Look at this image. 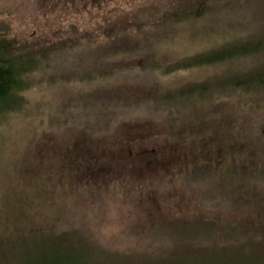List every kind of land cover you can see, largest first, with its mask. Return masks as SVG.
<instances>
[{
    "label": "trees",
    "instance_id": "trees-1",
    "mask_svg": "<svg viewBox=\"0 0 264 264\" xmlns=\"http://www.w3.org/2000/svg\"><path fill=\"white\" fill-rule=\"evenodd\" d=\"M12 2L11 8L0 10V144L6 140L4 132L13 128L11 122L28 108L36 110L31 121L38 126L46 122L68 127L73 139L62 142L58 156L70 162L88 147H102L103 139L130 124L147 130L152 142L163 130L168 133L165 144L177 148L204 134V121L214 118L220 100L231 95L252 97L244 104L264 109V23H254L264 17L253 19L264 0H39L43 25L31 24L27 35L17 30L22 21L14 15L26 4ZM141 7L152 9L149 22L129 21L131 9ZM180 26L193 27V33L222 34L202 51L163 63L158 56L161 36L168 31L170 37ZM71 53L89 54L86 68L53 70ZM119 53L120 60L115 58ZM202 70L210 74L152 88V80L159 77ZM121 81L138 83L137 91L126 95L114 85ZM40 88L59 95L48 100L46 120L36 116L37 101L28 99ZM49 138L33 132L25 140V153L30 144L46 145ZM29 167L24 182L0 184V264H264L259 254L244 255L264 252V247H252V241L242 247L237 235L253 230L260 235L257 243L264 244L263 178L251 184L233 178L213 182L205 173L202 179L196 177L200 168L180 169L150 187L128 183L111 191L108 183L85 175L76 184L42 182L38 168ZM71 169L80 170L77 165ZM167 195L174 206L191 204L192 209L164 214L159 208ZM115 200H130L132 207L148 212L121 228L132 241L123 251L103 243L90 220ZM253 207L257 214H250ZM236 249L237 256L222 254Z\"/></svg>",
    "mask_w": 264,
    "mask_h": 264
},
{
    "label": "rangeland",
    "instance_id": "rangeland-1",
    "mask_svg": "<svg viewBox=\"0 0 264 264\" xmlns=\"http://www.w3.org/2000/svg\"><path fill=\"white\" fill-rule=\"evenodd\" d=\"M21 3L26 5L21 6L20 12H16L14 15L16 21H22V23H18L17 30L27 35V30L32 31L28 28L31 24L43 25L44 20L38 19L42 8L39 6V0H21ZM12 5H14L12 0H1L0 10L11 8ZM134 9L132 8V11L128 13L129 17L127 19L129 21L135 24L149 22L152 17V9L150 11L145 10L144 7ZM124 11L122 14H124ZM255 13L253 19H260L261 15L264 17V5L258 7ZM45 22H47L46 19ZM254 23L259 25L258 23H264V21ZM204 32L205 30L193 33V27L180 26L177 28V32L169 37L168 31H166L159 42L162 47L158 51L160 60L163 63H168L169 61L179 60L185 55L202 51V49L216 44L222 34L220 32L219 35H215L211 30L208 35ZM120 54L122 53H119L115 58L120 60V57H122L119 56ZM65 57L66 55L61 57V60H58V64H54V69H52H84L90 60L87 53L80 55L79 53H71L67 55V58ZM209 74L210 70L194 73L179 71L174 75L152 80V88L158 89L164 83L173 86L187 80H199ZM46 81H43V83H46ZM114 85L123 87L126 95L131 96L135 92L138 83L136 85V82L121 81ZM33 91L28 92V99L34 98L37 101L36 107L40 112L36 116H41L39 118L46 120L50 114V102L48 100L54 101L58 99L59 95L53 93L50 89L42 91L40 88L36 93ZM78 92L79 89L77 88L73 94ZM251 99L252 97L249 96L231 95L220 100L218 107L213 111L215 117L207 119L203 123L205 133L189 137L186 142L181 143L177 148L172 149V147L165 144V136L168 133H163V130L158 131L152 142L148 139L152 135L147 130L130 124L126 127H119L117 130L119 133L116 136H108L103 139L102 147H88L79 152L78 155L76 154V159L71 162L58 156L59 150H62V142L73 139L68 127L66 125L57 127L46 122L38 126L35 121H31L35 117L36 110H29L28 108L25 115L11 122L13 128L4 132V136L8 138L6 137L4 143L0 144V184L4 182L3 184H6V187L10 184L9 181L11 182L13 179L24 182L28 179L26 169H31L29 165L38 168L37 175L39 178H37L42 182L76 184L83 181L85 175L87 180L90 178L91 181L96 180L102 184L108 183L111 191L114 190V185L125 186L128 183L141 186L149 184L150 187L153 183H159L164 174L173 173L180 169H187L191 172L194 168L202 169L195 170L198 173L196 177L201 179L202 173H205L206 177L211 176L213 182L224 181V178L227 180L233 178L251 184L259 179H264V109L253 108L244 104L246 101L250 102ZM201 110L202 112L206 111L203 107ZM91 117L92 115L88 114L89 121H92ZM189 117L191 118L190 115ZM35 131L38 134L49 135L48 143L39 147L30 144L28 146L29 152L25 153V140H28ZM55 143L57 144L55 145ZM154 145L157 149H151L154 150L151 151L150 148H154ZM30 155H32L31 158L28 157ZM55 160L63 165L62 169L59 170L58 163ZM51 161H55L56 164L53 169L49 168ZM76 165L80 170L71 169ZM43 167L45 171L42 170ZM224 171L229 174V177L226 174H224L225 176L221 174ZM196 177L190 175V180H195ZM247 198L250 199V195H247ZM162 199L163 205L160 206L159 210L163 211L164 214L192 209L191 204H187L186 207L174 206L172 195H167ZM107 204V207L103 209V213L95 212L94 215L90 216L92 229L99 235L103 243L111 246L112 250L123 251L126 248L122 246L132 241L121 234V228L132 220L146 218L148 212H143L141 208L132 207L130 200L108 201ZM254 208L249 209L250 214L258 213L259 210L256 211ZM152 212L157 213L155 210ZM156 213L152 216H155ZM262 216L264 217V212ZM237 235L239 242L243 243L240 244L242 247H250L251 241L253 242L252 247H264V244L257 243L260 235H254L253 230H247ZM240 245L238 247H241ZM230 252L233 253V256L234 254L237 256L240 249H236L234 252L224 250L222 254L228 256ZM258 254L261 259H264V252H250L247 255L244 251L247 258Z\"/></svg>",
    "mask_w": 264,
    "mask_h": 264
}]
</instances>
